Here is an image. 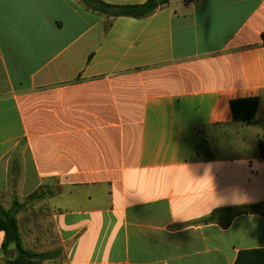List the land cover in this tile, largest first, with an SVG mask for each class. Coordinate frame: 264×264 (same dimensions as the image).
<instances>
[{
  "label": "crops",
  "instance_id": "crops-1",
  "mask_svg": "<svg viewBox=\"0 0 264 264\" xmlns=\"http://www.w3.org/2000/svg\"><path fill=\"white\" fill-rule=\"evenodd\" d=\"M263 32L264 0H170L143 19L0 0V204L46 203L60 260L45 264H235L264 248V216L223 211L264 205ZM252 97L256 123L234 122L231 101Z\"/></svg>",
  "mask_w": 264,
  "mask_h": 264
},
{
  "label": "trees",
  "instance_id": "trees-1",
  "mask_svg": "<svg viewBox=\"0 0 264 264\" xmlns=\"http://www.w3.org/2000/svg\"><path fill=\"white\" fill-rule=\"evenodd\" d=\"M82 2L92 11L108 18L128 17L143 19L167 6L170 0H148L141 5H109L101 0H82ZM261 39L264 44V32L261 34ZM230 106L234 122L246 125L256 123L259 98L232 100ZM196 153L199 159H210V155H206L205 143H199ZM259 154L261 158H264V141L259 143ZM42 197L41 193H34L29 196V200ZM25 207V203H21L17 198L13 199L9 209L0 204V231L4 233V241L0 249L2 264H45L46 262L60 260V251L36 253L25 248L17 219V214L24 210ZM223 211L229 214L225 221V225H229L234 217L241 214L264 216V205L228 208ZM212 219H214L213 216L209 217L207 221ZM235 264H264V248L240 252Z\"/></svg>",
  "mask_w": 264,
  "mask_h": 264
},
{
  "label": "rangeland",
  "instance_id": "rangeland-1",
  "mask_svg": "<svg viewBox=\"0 0 264 264\" xmlns=\"http://www.w3.org/2000/svg\"><path fill=\"white\" fill-rule=\"evenodd\" d=\"M201 140L200 143H205L208 151L210 149L213 153V147L217 145L216 140L213 137L210 139L202 137ZM222 140L218 154L220 156L232 154L234 147L230 146V142L235 140V136L229 133L224 135ZM19 198L21 203L26 205L25 209L18 213L20 229L26 248L33 252L56 250L59 243L52 226L51 213L46 203L41 200L31 201L33 206H28L30 202L27 203V197H21L20 195ZM3 202H6V206H11V198L7 199L6 197Z\"/></svg>",
  "mask_w": 264,
  "mask_h": 264
}]
</instances>
